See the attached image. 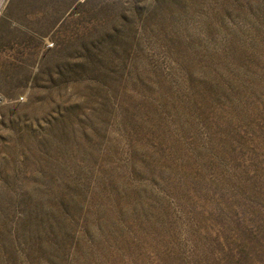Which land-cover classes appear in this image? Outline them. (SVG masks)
Listing matches in <instances>:
<instances>
[{"label": "rangeland", "instance_id": "obj_1", "mask_svg": "<svg viewBox=\"0 0 264 264\" xmlns=\"http://www.w3.org/2000/svg\"><path fill=\"white\" fill-rule=\"evenodd\" d=\"M0 264H264V0H0Z\"/></svg>", "mask_w": 264, "mask_h": 264}]
</instances>
